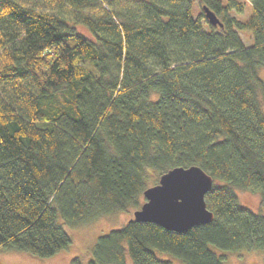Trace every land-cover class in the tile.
<instances>
[{
	"label": "trees",
	"instance_id": "1",
	"mask_svg": "<svg viewBox=\"0 0 264 264\" xmlns=\"http://www.w3.org/2000/svg\"><path fill=\"white\" fill-rule=\"evenodd\" d=\"M197 1L194 16V0H0V249L53 255L70 243L59 218L135 209L160 173L196 164L213 178L211 221L175 231L129 218L97 236L87 264L264 253V0L244 19L231 10L245 1ZM236 189L258 192V209Z\"/></svg>",
	"mask_w": 264,
	"mask_h": 264
},
{
	"label": "rangeland",
	"instance_id": "2",
	"mask_svg": "<svg viewBox=\"0 0 264 264\" xmlns=\"http://www.w3.org/2000/svg\"><path fill=\"white\" fill-rule=\"evenodd\" d=\"M245 1L244 10L237 13L231 10V13L239 19H244L251 11L248 0ZM197 0H194L193 15L195 16L199 10ZM40 9H51L50 5L45 2L38 3ZM204 20V19H203ZM76 30L91 37L87 28L80 23H76ZM238 33L245 45H250L253 42V37L248 29H240ZM258 75L264 82V63L258 68ZM157 179V178H156ZM237 199L243 206L256 211L260 205V195L258 192H253L245 189L235 190ZM143 201L142 200L140 202ZM134 208H128L124 211L112 212L100 215L94 219L80 223L79 225H66L59 221L66 229L70 236V243L61 248L59 251L50 256H37L26 251H16L11 249H0V264H71L72 257H79L82 264H87L89 259L90 249L94 244L98 235L108 232L112 228H117L123 225L130 217L133 216ZM216 253L223 255L224 264H264V253L260 250L240 249L236 251H221L215 248ZM160 258L169 257L167 253H157ZM170 258L176 263L181 264V261Z\"/></svg>",
	"mask_w": 264,
	"mask_h": 264
},
{
	"label": "water",
	"instance_id": "3",
	"mask_svg": "<svg viewBox=\"0 0 264 264\" xmlns=\"http://www.w3.org/2000/svg\"><path fill=\"white\" fill-rule=\"evenodd\" d=\"M202 10L209 23L221 26L213 10L206 5H202ZM212 181V176L196 164L169 167L158 175L155 183L143 189V201L130 219L155 222L175 231L209 222L213 214L206 206L204 194Z\"/></svg>",
	"mask_w": 264,
	"mask_h": 264
}]
</instances>
